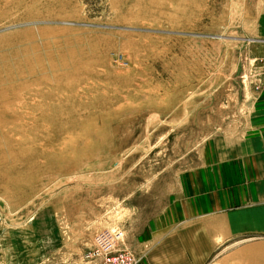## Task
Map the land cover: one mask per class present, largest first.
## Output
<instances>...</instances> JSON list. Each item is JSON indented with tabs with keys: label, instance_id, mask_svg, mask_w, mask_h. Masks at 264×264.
I'll list each match as a JSON object with an SVG mask.
<instances>
[{
	"label": "rangeland",
	"instance_id": "rangeland-1",
	"mask_svg": "<svg viewBox=\"0 0 264 264\" xmlns=\"http://www.w3.org/2000/svg\"><path fill=\"white\" fill-rule=\"evenodd\" d=\"M250 109L264 0H0V264H264L171 219Z\"/></svg>",
	"mask_w": 264,
	"mask_h": 264
},
{
	"label": "crops",
	"instance_id": "crops-1",
	"mask_svg": "<svg viewBox=\"0 0 264 264\" xmlns=\"http://www.w3.org/2000/svg\"><path fill=\"white\" fill-rule=\"evenodd\" d=\"M248 126V136L234 141L231 152L215 156L214 166L185 177L182 185L189 195L174 204L178 213L171 219L179 215L187 236L200 233L210 244L202 259L215 243V249L233 241L264 249V109H250ZM210 225L215 228L209 230ZM258 236L255 242L241 241Z\"/></svg>",
	"mask_w": 264,
	"mask_h": 264
},
{
	"label": "built area",
	"instance_id": "built-area-1",
	"mask_svg": "<svg viewBox=\"0 0 264 264\" xmlns=\"http://www.w3.org/2000/svg\"><path fill=\"white\" fill-rule=\"evenodd\" d=\"M136 258L128 251L105 253L100 264H135Z\"/></svg>",
	"mask_w": 264,
	"mask_h": 264
},
{
	"label": "water",
	"instance_id": "water-1",
	"mask_svg": "<svg viewBox=\"0 0 264 264\" xmlns=\"http://www.w3.org/2000/svg\"><path fill=\"white\" fill-rule=\"evenodd\" d=\"M24 24H30V23H24ZM20 25H23V24H20ZM15 26H19V25H14L12 27H15ZM8 28H10V27H8ZM5 29H7V28H5ZM1 30H4V29H1Z\"/></svg>",
	"mask_w": 264,
	"mask_h": 264
}]
</instances>
